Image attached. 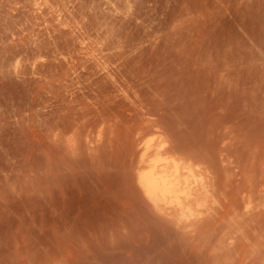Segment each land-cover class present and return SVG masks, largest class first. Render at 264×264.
Here are the masks:
<instances>
[{
	"label": "rangeland",
	"instance_id": "374dc122",
	"mask_svg": "<svg viewBox=\"0 0 264 264\" xmlns=\"http://www.w3.org/2000/svg\"><path fill=\"white\" fill-rule=\"evenodd\" d=\"M258 43L264 0H0V264H264ZM163 140L247 189L227 246L148 207L134 166Z\"/></svg>",
	"mask_w": 264,
	"mask_h": 264
},
{
	"label": "bare ground",
	"instance_id": "6f19581e",
	"mask_svg": "<svg viewBox=\"0 0 264 264\" xmlns=\"http://www.w3.org/2000/svg\"><path fill=\"white\" fill-rule=\"evenodd\" d=\"M259 45L260 43H258L257 46ZM263 46L264 45H260L258 49H263L264 53ZM209 152L206 149H193L192 153H188L185 152L183 148L177 145L175 146L174 144H168L167 140H163L157 145L152 146V144H145L140 148L139 163L134 167L136 168V182L144 194L150 210H153L168 226H171L176 235L183 239L193 241V243L190 242L192 245H201L203 248L208 247L216 251L218 247L221 249V244H225L222 243L224 240V242H226L225 238L228 236L232 238L234 236L229 228L230 226L225 220H229V218L239 214L241 203L246 202L248 195H244L247 189L241 188L240 183L239 187H236V193L240 194L239 199L228 196L229 191L226 189L227 186L221 178L223 176L221 173L222 171H227L225 168H229V165L226 164L228 165L227 167L226 165L221 167L214 156H211L213 153H211V151ZM219 157L220 156H218V158ZM221 159H223V157ZM219 161L221 163V160ZM261 170L263 171L264 169L262 168ZM227 173H229V171ZM261 180L264 179L260 178V181ZM261 184H263V182ZM256 185L259 187L258 184ZM263 188H261V190ZM252 189L253 187L248 189V192L251 194L255 192ZM220 194L225 195L227 200L221 203V209H215L213 205L210 204L211 202H215ZM212 210H214V212H212ZM207 211L211 213L206 215L201 214ZM245 211L243 212L247 214L248 212ZM244 213L242 214L244 215ZM230 215L232 216L229 217ZM259 215L254 216L259 217ZM254 216H252V218ZM256 220L257 218L254 219V221ZM259 221L260 220H258V222ZM258 227L257 225L256 230L254 229L257 236L258 233H262L261 231H257V229L260 228ZM260 229L264 230V228ZM256 234H254V236ZM236 238L234 236V239ZM262 238V240H259H261V243L264 245V237ZM254 239H257V237ZM254 239H252V241H254ZM215 240H217V242ZM257 240L255 241L256 244L259 242ZM214 241L216 243H214ZM232 248H234V246ZM210 249H208V251ZM256 250H258V248ZM244 251L246 252V249ZM258 251H261L260 248ZM249 252L254 253L253 251ZM255 252L258 255L257 251ZM246 256H250L247 257L250 261L253 260L250 259L252 255L246 254ZM256 257L257 256H255V258ZM259 262H262V260Z\"/></svg>",
	"mask_w": 264,
	"mask_h": 264
}]
</instances>
